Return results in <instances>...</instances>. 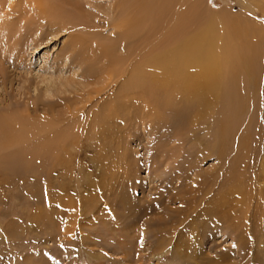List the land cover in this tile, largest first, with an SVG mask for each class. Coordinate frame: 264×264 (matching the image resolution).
Wrapping results in <instances>:
<instances>
[{"label": "rangeland", "instance_id": "374dc122", "mask_svg": "<svg viewBox=\"0 0 264 264\" xmlns=\"http://www.w3.org/2000/svg\"><path fill=\"white\" fill-rule=\"evenodd\" d=\"M24 1L0 0V14L9 10L6 20L17 24L30 14L36 19L32 0ZM76 1L88 9L90 28L37 20L40 27L29 32L12 29L13 38L22 39L14 53L12 41L1 40L8 29L0 24V115L39 124L26 126L38 135L0 141V264H264V0H201L203 11L196 6L263 31L255 33L263 36L255 67L243 68L240 77L245 108L233 110L236 99L220 80L225 86L217 93L225 97L199 124L188 121L197 104H178L157 121L128 108L123 120L98 128L88 114L92 105L82 113L87 104L79 97L87 96L82 89L100 86V72L89 79L88 65H95L87 59L76 64L81 54L71 36L89 37L90 49L92 30L100 41L117 40V11L114 0ZM192 1L184 0V7L193 8ZM131 39L120 40L119 48ZM50 77L59 91L53 94L65 101L40 97ZM116 89L112 85L104 97ZM30 106L36 110L26 115ZM236 112L233 128L223 129L220 120ZM53 125L67 136L51 139ZM98 129L103 134L96 135ZM242 133L249 135L246 144Z\"/></svg>", "mask_w": 264, "mask_h": 264}, {"label": "bare ground", "instance_id": "6f19581e", "mask_svg": "<svg viewBox=\"0 0 264 264\" xmlns=\"http://www.w3.org/2000/svg\"><path fill=\"white\" fill-rule=\"evenodd\" d=\"M183 1L114 0L112 10L114 15L117 11V17L112 24L115 23L116 28L120 30V38L115 37L118 39L100 41L103 40L100 37L101 33L92 30L88 33L90 38L92 37L91 41L95 48L90 49L86 45V42L90 40L89 37L84 34L71 36L72 49H80L78 53L81 54V58L76 64L86 65L82 61L87 59L95 65L93 67L88 65L92 69L88 71L90 74L88 75L89 79L95 78L96 70L100 72V74L96 75V83H100V86L90 88L86 92L82 89V94L87 95L86 99L79 97L82 102L84 101L87 104L85 110L81 111L82 113L92 105L88 109V114L91 116L94 114L92 127L98 128L106 124H115L118 118L119 121L123 120L120 115L128 108L139 112L143 111V118L147 117L149 120L152 118V120L157 121L160 114H163L164 109L172 110L178 104L183 106L190 105L193 108L197 107L195 106L197 104V110L194 108L191 111L188 121L192 124L198 123L212 113V111L210 113V106L214 105L215 102L218 103L222 98L223 95L217 92L221 87L225 86L224 83L229 87V92L226 94L229 95L232 102L236 99L237 104L233 110L236 111L246 107L242 101L243 92L241 86L243 82L241 80L243 78L240 77H242L243 68L251 69V67H255L254 56L257 54L255 48L260 44L257 42L259 41L258 39L263 37L261 35L258 38V35L255 34L258 30L261 31L260 25L247 20L244 23L245 26H242L238 24L237 17H229L227 13L214 15L209 12H201L204 13L201 14L200 11L204 10V7L203 9L201 8L203 6L200 3L201 0L195 1L193 8H191L192 5L189 6L190 8L184 7ZM29 4H27L29 10L35 14L34 17L36 19L32 18L33 16H30V14L27 17V21H20L17 24L14 20H6V18H9V10L6 14H0V24L2 23L8 29L6 31L8 33H5L7 39H2L1 36L0 38L3 43L12 41L11 45H9L11 46L10 53L17 52L18 44H22L20 36L18 40H15L11 35L13 34L11 32L12 29L22 33L24 28L26 32H29L32 29H37V26H39L37 20L54 26L57 25L58 27L76 25L80 28H90L93 21L87 15L88 9L76 0H57V4H47L43 0H32ZM196 6H200L199 12ZM62 7L68 8V12ZM17 12L19 13L17 15H20L21 11L18 10ZM197 13H200L201 16ZM57 29L59 30V28ZM82 32L84 31H81V34ZM231 37L235 38H233L235 41L233 46L230 44ZM123 39H126V41L131 39L135 43L132 42L119 48L118 42ZM239 41L240 44L238 43ZM136 42L142 43V48ZM83 51L87 53H83ZM96 56L102 57L95 64L94 58ZM100 68L104 69L102 73ZM227 68H229V72ZM245 78L247 79V77ZM42 80L40 79V82ZM220 80H223L224 83ZM46 82L48 86L45 89V94L40 96L41 98L55 97L56 103L66 100L55 96L59 91L52 90L54 79H48ZM112 85L117 88L116 92L112 93L113 95L110 94L111 97L107 95L104 97ZM201 89L206 91L200 92ZM53 92L56 93L53 94ZM60 93L65 92L62 91ZM103 97L104 99L100 100ZM28 109L24 110L26 115L36 110L34 106H30ZM74 113H76V109ZM14 114L16 115V113ZM237 117V112L232 114V116L228 113L223 120H220V125H222L223 129L233 128ZM30 122L29 117L14 118L12 114L11 116L0 115V141L9 143L17 139L22 140L38 135L36 134L38 130H26L28 129L26 126L39 125L38 123H33V121ZM54 128L55 126L53 125L51 127V139L59 141L67 136L64 132H57V129L55 130ZM78 134L83 137L82 131ZM95 134H103V131L98 129ZM248 136L247 133H242V143L246 144L248 142Z\"/></svg>", "mask_w": 264, "mask_h": 264}]
</instances>
